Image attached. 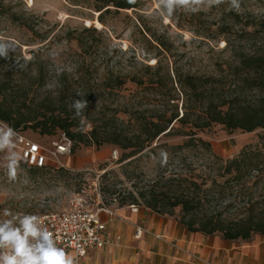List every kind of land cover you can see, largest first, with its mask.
Wrapping results in <instances>:
<instances>
[{
	"label": "rangeland",
	"instance_id": "374dc122",
	"mask_svg": "<svg viewBox=\"0 0 264 264\" xmlns=\"http://www.w3.org/2000/svg\"><path fill=\"white\" fill-rule=\"evenodd\" d=\"M128 2L133 7L111 8L99 19L87 0H0V42L10 48L6 57L0 56V78L8 79L0 102L30 116L56 113L61 104L73 114L70 104L81 98L76 95L80 91L88 107L84 126L80 122L78 126L88 132L92 120H99L100 129H128L131 112L145 110L161 97L146 87L150 79L161 92L174 96L180 114L183 95L177 73L202 77L207 82L205 93L216 102L257 99L256 90L238 74L237 60L238 54L256 50L264 39V0H239L238 9L231 0L201 5L198 11L177 7L171 15L159 0ZM76 36L88 47L79 48ZM24 84L30 86L26 93L21 89ZM59 92L63 96H57ZM201 110V106L195 109ZM20 132L48 149L51 141L61 138L59 130L40 135L27 127ZM263 133L264 129L244 132L212 124L199 135L211 143L216 155L230 159ZM126 152L108 143L79 144L72 151L70 142L68 154L52 157L44 167L21 160L15 181L0 166V210L35 215L58 212L78 195L87 199L88 207H95L98 194L111 209L128 207H118L119 202L129 192L137 196L156 175L157 163L152 156L140 154L129 163L119 162ZM3 158L2 153L0 164ZM104 171L107 175L101 178ZM135 205L143 206L139 199ZM178 214L176 208L173 216ZM106 252L113 255L103 249L97 256Z\"/></svg>",
	"mask_w": 264,
	"mask_h": 264
},
{
	"label": "trees",
	"instance_id": "16d2710c",
	"mask_svg": "<svg viewBox=\"0 0 264 264\" xmlns=\"http://www.w3.org/2000/svg\"><path fill=\"white\" fill-rule=\"evenodd\" d=\"M87 1L99 12V19L111 8L118 11L133 7L128 0ZM74 39L81 49L89 45L81 37ZM229 46L227 41L226 47ZM237 61L238 74L245 76L244 82L257 92L253 101L222 98L216 102L209 97L212 94L205 93L203 85L207 82L202 77L177 73L183 95L181 113L174 96L161 92L150 79L146 87H151L154 96L161 97L149 102V108L131 112L126 130L100 129L99 120H92L90 131L83 132L79 120L65 110V104L56 113L51 110L48 114L30 116L14 112L0 102V121L18 131L29 127L40 135L59 130L72 143V151L79 144L96 147L112 144L127 151L121 154L119 162L129 163L138 154L152 156L157 163L156 175L140 188L137 196L129 192L118 207L136 204L139 199L145 208L159 215L173 216L179 208L178 223L188 232L219 233L227 240H247L255 234L264 236V133L256 143L244 146L230 159L216 155L211 143L199 135L212 124L244 132L264 129V39L256 50L238 54ZM7 82V78H0V96H5L3 89ZM25 85L21 88L23 93L30 87ZM57 96H63V92ZM198 106L202 107L201 111H195ZM161 150L168 154L165 165L160 163ZM106 175L104 171L100 177ZM254 189L258 190L256 195Z\"/></svg>",
	"mask_w": 264,
	"mask_h": 264
},
{
	"label": "crops",
	"instance_id": "0c3cea01",
	"mask_svg": "<svg viewBox=\"0 0 264 264\" xmlns=\"http://www.w3.org/2000/svg\"><path fill=\"white\" fill-rule=\"evenodd\" d=\"M112 210L113 215L101 212L100 218L111 237L120 236L119 245L101 249L113 252L110 256L89 251L85 264H264L263 235L227 240L219 233L188 232L176 216L159 215L144 206L137 211ZM137 227L142 229L139 237L134 235Z\"/></svg>",
	"mask_w": 264,
	"mask_h": 264
},
{
	"label": "clouds",
	"instance_id": "9594fccd",
	"mask_svg": "<svg viewBox=\"0 0 264 264\" xmlns=\"http://www.w3.org/2000/svg\"><path fill=\"white\" fill-rule=\"evenodd\" d=\"M223 0H159V4L168 15L177 7H184L191 11H198L199 6L218 5ZM231 6L239 8V0H231ZM9 45L0 42V56L6 57ZM51 88V85H46ZM80 99H73L70 110L73 118L78 119L80 125L85 124L84 110L88 102L85 94L76 92ZM18 133L6 123L0 122V153L4 154V162L0 166L6 169L10 181L17 180L22 160L16 150ZM160 163H167L168 154L161 150ZM0 264H76L75 258L65 249L58 247L54 234L42 223L40 216L31 213L13 212L9 208L0 210Z\"/></svg>",
	"mask_w": 264,
	"mask_h": 264
},
{
	"label": "built area",
	"instance_id": "2783aa9c",
	"mask_svg": "<svg viewBox=\"0 0 264 264\" xmlns=\"http://www.w3.org/2000/svg\"><path fill=\"white\" fill-rule=\"evenodd\" d=\"M16 132L18 133L16 148L22 160L31 166L44 167L52 157L69 153L70 141L62 132L60 139L51 141V149L27 138L18 130ZM97 197L95 207H88L87 199L78 195L69 206L58 212L37 214L44 226L54 234L57 246L71 253L76 264H85L84 258L89 251L101 250L106 245H117L120 241V236L113 238L107 233L106 223L100 218L101 212L113 215V210L103 204L99 194ZM128 207L131 211L138 210L135 204ZM141 233L142 229L137 227L134 235L139 237Z\"/></svg>",
	"mask_w": 264,
	"mask_h": 264
}]
</instances>
